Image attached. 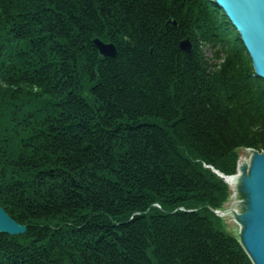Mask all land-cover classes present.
I'll use <instances>...</instances> for the list:
<instances>
[{
    "label": "trees",
    "instance_id": "obj_1",
    "mask_svg": "<svg viewBox=\"0 0 264 264\" xmlns=\"http://www.w3.org/2000/svg\"><path fill=\"white\" fill-rule=\"evenodd\" d=\"M246 148L264 79L214 0H0V204L27 225L0 264H253L213 211Z\"/></svg>",
    "mask_w": 264,
    "mask_h": 264
},
{
    "label": "water",
    "instance_id": "obj_2",
    "mask_svg": "<svg viewBox=\"0 0 264 264\" xmlns=\"http://www.w3.org/2000/svg\"><path fill=\"white\" fill-rule=\"evenodd\" d=\"M224 10L237 29L253 61L256 76L264 79V0H214ZM178 27L179 21L170 18L165 28ZM132 45V42L127 39ZM93 43L105 59L116 58L118 48L112 42L94 38ZM179 48L185 53L193 49L191 37L182 39ZM247 161L238 164V171L226 175L214 171L233 188L230 208L215 211L218 216L228 215L237 224V236L253 264H264V151L248 149ZM249 159V161H248ZM235 203V211L232 206ZM193 211V210H189ZM27 225L13 219L0 204V232L10 235L23 234ZM235 232V233H236Z\"/></svg>",
    "mask_w": 264,
    "mask_h": 264
},
{
    "label": "rangeland",
    "instance_id": "obj_3",
    "mask_svg": "<svg viewBox=\"0 0 264 264\" xmlns=\"http://www.w3.org/2000/svg\"><path fill=\"white\" fill-rule=\"evenodd\" d=\"M207 54H208V56H211V51H210V49H207ZM248 149H250V148L242 149V150L240 151V158L242 157L243 160H246V161H247V158H248V154H247ZM240 158H239V159H240ZM243 160H242V161H243ZM248 161H249V159H248ZM214 169H215V168H213V170H214ZM229 186H230V185H229ZM232 194H234V191H233L232 187L230 186V197H229V199L231 198ZM229 199H228L227 201L224 202V204H223V206H222L221 208L213 209L214 213H215L216 210L219 211V210H223V209H225L226 206H227V203L229 202ZM231 205H232V203H231L227 208H230ZM232 209H234V211H235V203H234V205L232 206ZM215 214H216V213H215ZM216 215H217V214H216ZM226 216H227V217H225V216H224V217H223V216H220V217L223 218V220H224L226 226L229 228V230L233 229L234 232H236V231L238 232V228H237V224H236V222H235V221L233 222V220H232L228 215H226ZM237 232H236V234H237Z\"/></svg>",
    "mask_w": 264,
    "mask_h": 264
},
{
    "label": "built area",
    "instance_id": "obj_4",
    "mask_svg": "<svg viewBox=\"0 0 264 264\" xmlns=\"http://www.w3.org/2000/svg\"><path fill=\"white\" fill-rule=\"evenodd\" d=\"M242 160H243V158L241 157V158L239 159V163L242 162ZM232 189H233V188H232ZM232 197H233V194H232L231 198L229 199V202L227 203L226 208L232 203ZM226 208H225V209H226Z\"/></svg>",
    "mask_w": 264,
    "mask_h": 264
}]
</instances>
